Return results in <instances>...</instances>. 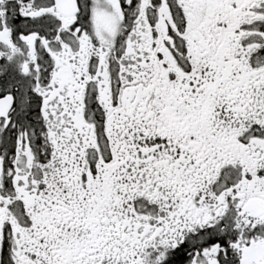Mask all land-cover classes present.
<instances>
[{
  "label": "snow or ice",
  "instance_id": "obj_1",
  "mask_svg": "<svg viewBox=\"0 0 264 264\" xmlns=\"http://www.w3.org/2000/svg\"><path fill=\"white\" fill-rule=\"evenodd\" d=\"M0 264H264V0H0Z\"/></svg>",
  "mask_w": 264,
  "mask_h": 264
}]
</instances>
